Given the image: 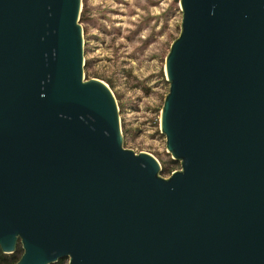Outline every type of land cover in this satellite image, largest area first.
Instances as JSON below:
<instances>
[{
	"label": "water",
	"instance_id": "95a60500",
	"mask_svg": "<svg viewBox=\"0 0 264 264\" xmlns=\"http://www.w3.org/2000/svg\"><path fill=\"white\" fill-rule=\"evenodd\" d=\"M159 131L123 146L84 77L81 0H0V250L14 264H264V0H179Z\"/></svg>",
	"mask_w": 264,
	"mask_h": 264
},
{
	"label": "rangeland",
	"instance_id": "374dc122",
	"mask_svg": "<svg viewBox=\"0 0 264 264\" xmlns=\"http://www.w3.org/2000/svg\"><path fill=\"white\" fill-rule=\"evenodd\" d=\"M81 10L84 77L110 80L123 146L155 156L168 177L180 164L166 152L159 117L169 86L164 61L181 22L179 0H81Z\"/></svg>",
	"mask_w": 264,
	"mask_h": 264
},
{
	"label": "trees",
	"instance_id": "16d2710c",
	"mask_svg": "<svg viewBox=\"0 0 264 264\" xmlns=\"http://www.w3.org/2000/svg\"><path fill=\"white\" fill-rule=\"evenodd\" d=\"M84 19H85V12L83 10H81V12H80V21H83ZM103 80H105V79H103ZM105 81L111 87L110 80H105ZM166 169H167L166 166L163 165L161 167V172L167 171ZM19 253H21V252L20 251H16V252H13V253H3L0 250V264H14L19 258ZM53 264H67V259H65V258L59 259L58 261H56Z\"/></svg>",
	"mask_w": 264,
	"mask_h": 264
},
{
	"label": "flooded vegetation",
	"instance_id": "af4514ba",
	"mask_svg": "<svg viewBox=\"0 0 264 264\" xmlns=\"http://www.w3.org/2000/svg\"><path fill=\"white\" fill-rule=\"evenodd\" d=\"M16 251H20L21 252V253H19V257H20L21 254H22V247H21V244H20V241L19 240L16 242V244H15V250L13 252H16Z\"/></svg>",
	"mask_w": 264,
	"mask_h": 264
}]
</instances>
